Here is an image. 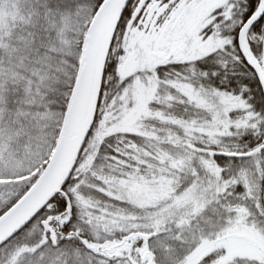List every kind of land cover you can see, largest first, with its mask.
<instances>
[{
	"label": "snow or ice",
	"instance_id": "6c2138e0",
	"mask_svg": "<svg viewBox=\"0 0 264 264\" xmlns=\"http://www.w3.org/2000/svg\"><path fill=\"white\" fill-rule=\"evenodd\" d=\"M0 264H264V0H0Z\"/></svg>",
	"mask_w": 264,
	"mask_h": 264
}]
</instances>
